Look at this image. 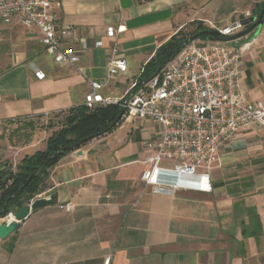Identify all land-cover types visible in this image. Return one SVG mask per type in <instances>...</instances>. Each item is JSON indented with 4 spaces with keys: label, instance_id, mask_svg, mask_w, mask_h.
I'll use <instances>...</instances> for the list:
<instances>
[{
    "label": "crops",
    "instance_id": "0c3cea01",
    "mask_svg": "<svg viewBox=\"0 0 264 264\" xmlns=\"http://www.w3.org/2000/svg\"><path fill=\"white\" fill-rule=\"evenodd\" d=\"M263 3L60 0L57 24L68 30L63 43L79 51L81 62L61 66L44 46L42 56L30 55L1 37L0 125L79 107L91 82L107 84L101 93L121 99L180 31L257 17ZM231 44L245 46L242 91L250 102L264 104V25ZM112 57L125 60L128 71L109 80ZM159 131L153 122L122 120L62 158L44 191L46 198L57 194L58 205L32 212L8 240L0 239V264H264V128L252 125L222 147L210 192L173 195L156 193L141 180L151 155L144 143ZM67 204L74 206L71 212L61 208Z\"/></svg>",
    "mask_w": 264,
    "mask_h": 264
},
{
    "label": "built area",
    "instance_id": "2783aa9c",
    "mask_svg": "<svg viewBox=\"0 0 264 264\" xmlns=\"http://www.w3.org/2000/svg\"><path fill=\"white\" fill-rule=\"evenodd\" d=\"M59 6L60 0H0V22L18 19L39 33L47 55L56 64L77 67L79 51L64 45L68 30L57 24L55 9ZM243 28L238 21L212 30L232 36ZM109 35H114L113 29ZM80 49H87L85 43ZM244 52L245 46L195 42L183 47L150 81L134 82L121 99L105 97L101 90L107 84L91 82L83 105L90 111L120 105L125 111L122 120L153 122L160 127L158 138L144 143L151 155L144 161L141 177L156 193L210 192V172L222 147L252 125L264 128V104L250 102L239 83ZM108 71L109 80L126 74L127 62L112 57ZM37 75L44 78L42 73ZM61 208L71 212L74 206Z\"/></svg>",
    "mask_w": 264,
    "mask_h": 264
},
{
    "label": "trees",
    "instance_id": "16d2710c",
    "mask_svg": "<svg viewBox=\"0 0 264 264\" xmlns=\"http://www.w3.org/2000/svg\"><path fill=\"white\" fill-rule=\"evenodd\" d=\"M263 10L264 3L260 6L257 17ZM206 30L209 29L198 27L193 30L180 31L173 36L147 63L139 81L147 82L153 79L183 49V47L180 48L181 43ZM200 39L208 41V36H202ZM121 111L120 105L100 107L94 111L81 105L65 112L70 116L61 128L49 137L46 148L25 156L17 167L13 179L5 186L0 185V220L30 205L45 190L50 169L62 158L93 139L113 132L121 123L119 121L114 126ZM1 167L3 166L0 165Z\"/></svg>",
    "mask_w": 264,
    "mask_h": 264
},
{
    "label": "rangeland",
    "instance_id": "374dc122",
    "mask_svg": "<svg viewBox=\"0 0 264 264\" xmlns=\"http://www.w3.org/2000/svg\"><path fill=\"white\" fill-rule=\"evenodd\" d=\"M17 20L18 19L15 18L9 23L0 22V38L3 37L8 40V43L13 39V43H20L18 49L25 48L30 55L41 53L42 56L43 45L40 42L39 33L33 29L28 28L27 30V27H24L20 21ZM25 38H31L32 40H25ZM207 42L208 41H203L201 39L196 41V43ZM21 43H25L26 45L23 47ZM69 116V113H60L50 118L0 125V145H2L0 160H2V166L5 164L8 166L7 164H10L14 160V165H11L10 169L16 173L17 167L22 161L21 157L25 155L29 156L44 150L49 137L61 128ZM44 191L31 203L38 197H45ZM10 216H12V214H9L4 219L7 220Z\"/></svg>",
    "mask_w": 264,
    "mask_h": 264
},
{
    "label": "water",
    "instance_id": "95a60500",
    "mask_svg": "<svg viewBox=\"0 0 264 264\" xmlns=\"http://www.w3.org/2000/svg\"><path fill=\"white\" fill-rule=\"evenodd\" d=\"M243 27H248L244 31H241L232 36H223L220 32L216 30H206L200 33H197L190 39L184 41L180 44V48L189 46L199 40L202 36H208L209 42H220L231 44L239 40H242L248 37L253 32L259 33L264 25V10L261 11L258 17L247 18L241 21ZM160 72H158L159 74ZM125 111L122 110L118 118V121L114 124L116 126L119 121H122ZM14 177V172L10 169L9 166H3L0 168V185H7ZM58 205V195L54 194L48 198H39L36 199L33 203L28 206H25L20 211L14 212L12 215L14 217L13 221H6V219L0 220V239L6 241L10 236L19 228L21 222L25 221L32 212Z\"/></svg>",
    "mask_w": 264,
    "mask_h": 264
},
{
    "label": "bare ground",
    "instance_id": "6f19581e",
    "mask_svg": "<svg viewBox=\"0 0 264 264\" xmlns=\"http://www.w3.org/2000/svg\"><path fill=\"white\" fill-rule=\"evenodd\" d=\"M13 214V213H12ZM11 215V214H10ZM14 220V217H13V215L12 216H10V218L9 219H7L6 221H13Z\"/></svg>",
    "mask_w": 264,
    "mask_h": 264
}]
</instances>
